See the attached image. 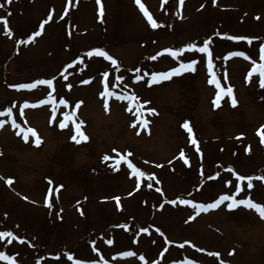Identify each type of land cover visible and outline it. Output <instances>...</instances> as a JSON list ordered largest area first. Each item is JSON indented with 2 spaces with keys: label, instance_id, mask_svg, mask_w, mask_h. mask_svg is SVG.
<instances>
[{
  "label": "rangeland",
  "instance_id": "rangeland-1",
  "mask_svg": "<svg viewBox=\"0 0 264 264\" xmlns=\"http://www.w3.org/2000/svg\"><path fill=\"white\" fill-rule=\"evenodd\" d=\"M101 2L102 17L97 0H0V17L11 29L0 22V232L21 238L0 239V252L17 264H177L185 259L264 264V218L255 209L230 210L226 201L197 212L179 203L207 204L227 193L264 204V181L258 179L264 175V143L257 133L264 125V88L258 73L248 78L264 44V0H184L182 6L179 0H141L157 28L135 0ZM45 20L42 33L28 41ZM232 36L250 37L251 43ZM209 38L212 73L207 54L185 47L202 46ZM95 48L117 64L96 53L89 56ZM165 48L185 50L173 57ZM229 52H245L251 59L228 57ZM192 60L195 71L148 83L152 72ZM212 74L222 87H232L235 106L226 94L214 106L219 89L209 83ZM41 79H53V85L13 87ZM105 82L109 91L139 101L101 96ZM49 92L54 102L38 104ZM61 98L66 106L59 104ZM25 101L36 106L23 107ZM143 101L149 102L141 109L149 123L142 127L136 113ZM65 112H75L76 123L84 121L81 129L88 140L71 139L72 119L60 127ZM13 119L19 127H13ZM27 128L36 130L39 144L30 133L24 140L22 129ZM121 156L145 176L137 177ZM237 173L252 177L253 187L247 188ZM237 184L243 189L239 193ZM58 185L63 187L57 191ZM50 187L51 207L45 204ZM114 197L120 198L119 207Z\"/></svg>",
  "mask_w": 264,
  "mask_h": 264
},
{
  "label": "snow or ice",
  "instance_id": "snow-or-ice-1",
  "mask_svg": "<svg viewBox=\"0 0 264 264\" xmlns=\"http://www.w3.org/2000/svg\"><path fill=\"white\" fill-rule=\"evenodd\" d=\"M6 2L7 3H11V0H6ZM135 2L138 4L140 10L143 12V14L146 17V19H147L148 23L150 24V26L152 28H157L159 26L157 20L153 18V15L148 11V9L141 2V0H135ZM183 2H184V0H179V4L181 6L183 5ZM213 2H215V0H213ZM97 4L100 5L99 11H100V14H101V17H102V15H103V4H102L101 0H97ZM2 6L3 5H0V7H2ZM201 7H203V5H201ZM51 18H52V15H51V13H49L48 20H51ZM0 22H3L5 28H8V21H7L6 17H0ZM47 22H48L47 20L42 21L40 23V25H39V30L34 32L32 35L28 36L27 40L31 41V40H33L34 37L39 36L42 33V31L44 29V25ZM8 31L10 33L11 29L8 28ZM224 35H227V34H224ZM210 39L211 38H209V40H205L203 42L202 46H197L196 44L193 43V44H188L185 47L187 49H189V50L198 49L199 52L207 54V57H208V59H207V67H208L209 72L212 73L213 61H212V51L209 48ZM231 39L232 40H247V41H249V43H251V39L252 38L247 37V36H232ZM24 42L25 41H21V43H24ZM184 50H185L184 48H180V49L165 48V49H163V52L164 53H170L173 57H176V56H178L179 53L183 52ZM93 53H96V54H98L100 56L106 57L113 64H117V61L111 55H109L106 51H104L102 49H99V48L92 49L88 53V55L91 56V55H93ZM157 55H159V53ZM227 55H228V57L243 56L246 59H251V57L247 56L245 52H229ZM156 58H157V56H152L151 57V59H153V60H155ZM73 63H75V61H73ZM196 63H197L196 60H192V61H190L188 63L181 62L178 67H174V68L170 69L169 71H166V72H152L151 73V80L148 81V83H150V84L151 83H159L162 80L170 79L173 75H179L182 72L190 71V70L191 71H195L194 65ZM252 64H253V67L249 71L248 78H251L254 73H258L259 74V86L261 88H264V44L260 45L259 62L253 60ZM136 71H139V69H137ZM108 75H109L108 72H104L103 73L104 77H108ZM116 79L117 80H122L123 77L122 76H117ZM136 79L140 80V79H142V77L138 75L136 77ZM86 82L87 81H85V83ZM209 83L215 84L216 88L219 89V91L216 93V97H215V100L213 102L214 106H216V107L219 106L220 101L222 99V96L225 95V94L232 98L231 99L232 105L233 106L236 105L237 100H236V98L233 95V89H232L231 86H228L227 88L222 87L220 81L217 79L215 74L211 75V79H210ZM38 85H47V86L51 87L53 85V79H41V80H36V81H34L32 83H28V84H16V85H13V87H15L17 89H32V88L37 87ZM68 87L71 88V85H68ZM100 95L101 96H107V97L115 96L118 99L139 101V97H136L134 95L133 96H123V95H120L119 93H116L114 91H109V89L107 87V82H105L104 91L101 92ZM50 101L54 102V97L52 95V92H49L47 99L38 101V104H45V103H48ZM79 103L80 102H78L77 105H76L77 108L79 107ZM148 103H149L148 101H143L142 103H139V102L137 103V113H136L137 120L140 121V124H141L142 127L143 126H147V124L149 123L146 119L143 118V111H141V109H143V106L145 104H148ZM59 104L66 106L68 104V101L63 99V98H61L59 100ZM30 106L31 107H35L36 105H29V103L27 101H25L23 107H30ZM107 108H108V103H107V100H105V109L107 110ZM5 111L7 112L9 117L12 116V109L11 108L6 109ZM55 111H56V109H55V107H53V114H55ZM144 111L151 112L153 114H155V112H156V110L154 108H147V109H144ZM21 114H23V108H21ZM0 115H2V113H0ZM63 116H64V119H62L60 121V127L61 128L66 127V121H68L69 119H72V122H73V125H74V129H75V134H73L71 136V139L73 141H75L76 143H80L81 141H86V140L89 139V137L87 135H85V133L81 129V125L84 123V121L81 120L79 123L75 122V119H74L75 112H72L71 114L65 112L63 114ZM3 125H4V121H0V127H3ZM12 125H13V127H19V125L16 123L15 119L12 120ZM133 126H135V121L133 122ZM183 127L188 131V133H189V135L191 137V143L193 145H197L198 142L196 141V139L194 137L193 130L190 127L189 122L185 121L184 124H183ZM261 129H264V125H261V128L257 129V133L261 137V143H264V131H261ZM22 131H23V138H24L25 141H27L29 139V133H30L33 137H35V141L34 142L36 144H39L41 142L40 136L37 134V132H36V130L34 128L22 129ZM240 135L243 136L244 134L240 133ZM115 151H116V149H113V152H115ZM197 151H199V147H197ZM127 155L130 156L131 153H128ZM180 156L184 157V152L183 151L180 152ZM109 159H110V157L108 155H105L103 157V160H105V161H108ZM121 159L126 160V163H127L128 167L132 169L133 173L137 177L145 176V173L143 171H141L140 168L136 167V165H134L131 160L127 159V156H121ZM187 162H188V160H187V158H185V163H187ZM115 165H116V167H119V160L115 161ZM229 170L231 171L232 169L230 168ZM237 176H238V179L241 180V181L247 180V188L251 189L253 187V183H252L253 178L252 177L239 175L238 173H237ZM258 179L264 181V175L258 177ZM6 183L11 185L12 178H8L6 180ZM49 184L50 185L52 184L51 180H49ZM62 187H63V185H58L56 187V190L58 191L59 188H62ZM149 187H151V185H149ZM235 189H236L237 193H239V192H241L243 190L239 184H237L235 186ZM157 190L159 191V189H157ZM51 195H52V188L50 187L49 193L45 197V204L47 206H49V207H51V202H50V199H49V197ZM129 195H131V194H129ZM25 199H27V197H25ZM113 199L116 200L117 206L119 207L120 206V204H119L120 198L119 197H114ZM177 199H179V198H177ZM226 201L228 202L227 203V208L230 209V210L231 209H235L238 206L243 205V206H245V207H247L249 209H255L256 212L259 213L261 218H264V204L257 203L250 197L244 198V199H237L233 195H229L227 193H224V194L219 195V197L217 199H215L214 202L207 203V204H204V203L197 204L195 201H193L191 199H179V203L184 204V205H192L193 208L197 210V212H199V211H208L209 209H215V208H217L218 206H220L222 203H224ZM171 203L172 204H176L177 200H172ZM189 219H193V217H189ZM124 227L127 228L128 226L124 225ZM140 231L141 232H147L148 229L147 228H141ZM156 231L159 232L160 229L157 228ZM5 237H13L15 239H21L20 237H16L15 234L13 232H11V231L0 232V239H3ZM9 242H11V241H9ZM107 243L108 244H112L113 241L112 240H108ZM184 243L187 244V243H191V242L185 241ZM181 247H183V245H181ZM193 247H195V245H193ZM201 251H203V249H201ZM120 255H122V256H131V255H134V253H132V252H122V253H120ZM212 255L218 256L219 253H212ZM68 258L69 259H73L71 254H69ZM140 259L143 260L144 256L141 255ZM0 260L8 261L9 264H17L16 259L13 256L8 255L5 252H0ZM37 264H39V262H37ZM74 264H88V262H86L84 260H75ZM92 264H96V262L93 261ZM104 264H107V262L105 261ZM153 264H155V262H153ZM177 264H196V261L191 260V259H185L183 261L177 262ZM222 264H224V262H222Z\"/></svg>",
  "mask_w": 264,
  "mask_h": 264
}]
</instances>
